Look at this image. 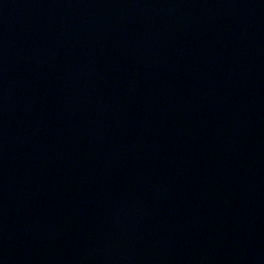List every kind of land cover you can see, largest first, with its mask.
<instances>
[{
    "label": "water",
    "instance_id": "water-1",
    "mask_svg": "<svg viewBox=\"0 0 264 264\" xmlns=\"http://www.w3.org/2000/svg\"><path fill=\"white\" fill-rule=\"evenodd\" d=\"M0 264H264V0H0Z\"/></svg>",
    "mask_w": 264,
    "mask_h": 264
}]
</instances>
